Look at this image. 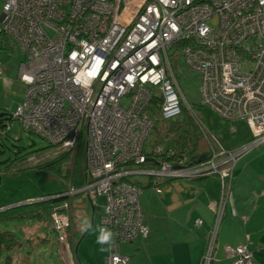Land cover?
Here are the masks:
<instances>
[{"label": "built area", "instance_id": "built-area-1", "mask_svg": "<svg viewBox=\"0 0 264 264\" xmlns=\"http://www.w3.org/2000/svg\"><path fill=\"white\" fill-rule=\"evenodd\" d=\"M2 2L0 31L15 39L23 55L18 75L25 92L14 119L49 142L54 153L46 158L69 154L70 167L83 142L85 181L74 189L69 184L64 193L71 189L93 203L105 197L99 226V242L107 250L103 264L126 263L128 256L119 253V244L148 234L141 189L125 181L126 176L218 174L222 192L215 202L216 227L236 158L264 142V0ZM178 55L201 75V106L224 119L247 121L252 135L247 143L230 150L209 134L210 153L196 162L180 158L176 149L153 146L145 151L156 118L181 112L184 97L173 70ZM245 62L251 67H244ZM123 98L129 100L127 107L120 105ZM8 128L0 127V136ZM238 148H244L242 153ZM165 155L171 159L164 160ZM36 156L31 157L34 165L46 159ZM148 156L154 165L141 166ZM66 208L68 202H60L50 211L61 241L70 226ZM214 239L215 230L203 264L213 259ZM224 252L232 264L253 262L246 244L225 245Z\"/></svg>", "mask_w": 264, "mask_h": 264}, {"label": "crops", "instance_id": "crops-1", "mask_svg": "<svg viewBox=\"0 0 264 264\" xmlns=\"http://www.w3.org/2000/svg\"><path fill=\"white\" fill-rule=\"evenodd\" d=\"M5 41L7 42V38ZM19 64L17 65L15 76L22 83L18 75ZM22 85L24 86L23 83ZM220 118H218V121L222 122L223 120ZM228 121H232V124L234 123L233 120ZM209 124L214 126V123ZM218 129L214 127L210 134H214L215 136H213L218 141H222L226 148L234 147L235 149L251 139V134L247 137V133L250 130H248L249 127H246L247 130L241 134L242 137H238L237 141L231 145L229 141L225 143V136ZM202 134L204 139L200 143V147L193 149L194 151L189 154L188 158L181 151L179 153L180 158L183 157L185 161H198L202 157H207L210 153L208 148L210 146L209 136L205 131ZM239 156L234 162L231 178L226 183L228 195L225 199L223 214L216 227L215 202L221 197L222 192V182L218 174H210L198 178L175 177L170 180H167L168 178L166 180H164L165 178H158V186L156 188H160V190L157 191L154 188L156 193L149 192L148 188L151 187H148L142 191L139 197L143 224L148 229L147 236L144 238L141 236L135 237L129 242H121L119 244L120 252L128 256V260L133 255V264H203V255L215 230L213 259L210 264H232L231 259L225 255L224 246H235L238 244H246L252 250L253 262L251 264H264V142L257 147L249 149L240 158ZM224 164L229 165L230 162ZM27 168H31V166ZM54 176L64 177L55 174ZM70 176L73 178L71 172ZM152 196L154 197L152 198ZM74 198L76 199L75 211L71 213V201L75 200ZM101 198L99 196L96 202L93 203L83 197L82 194H74L60 201L61 203L68 202V208L63 210L64 213L68 214L70 222L69 228L64 232L67 236L65 241L59 240V233L53 230L50 214L46 217H41V219L37 217L38 225L35 224L36 226L33 228L26 226L24 228L25 234L26 232L31 234L38 231L41 232L40 223L45 221L46 225L50 226L53 238L44 235L42 238L44 242H47V244L53 242L55 244L56 252L63 264H81L80 257L77 255L78 247L73 239L74 234L72 231L74 232L75 230L71 224L74 223V220H77V225L80 227V219L84 216L89 218V212L87 213L89 207L92 209V213H95L97 217L99 215L100 219L102 205L106 202V199L104 203L100 202ZM147 200L149 201L148 207L145 204ZM98 202L103 204L97 208ZM76 213L77 219L74 218ZM198 219L201 221L200 223H196ZM96 241L98 242L96 243L95 253L96 264H103L106 249L99 242V231ZM80 243L81 240L79 245ZM22 244L21 242L20 248ZM13 251L8 252V255L12 258V264L15 263V256L13 257L12 255ZM26 258H28V255H26ZM81 258L83 259L82 254ZM86 264H90V262ZM128 264H130V260Z\"/></svg>", "mask_w": 264, "mask_h": 264}, {"label": "rangeland", "instance_id": "rangeland-1", "mask_svg": "<svg viewBox=\"0 0 264 264\" xmlns=\"http://www.w3.org/2000/svg\"><path fill=\"white\" fill-rule=\"evenodd\" d=\"M1 10L2 1L0 0V15ZM216 24L217 17L216 15H213L211 25L215 26ZM6 38V47L3 48L0 45V112L6 110L12 112L17 102L22 100L25 92L24 86L15 76L17 65L23 59V55L19 50L15 39L11 36H6ZM176 59L177 60L173 63V70L182 96L184 97V100L181 99V112L167 119L160 117L156 118L154 128L150 131L144 143L145 151H151L153 146L160 147L164 150L176 149L177 151H182L188 158L189 154L194 151L193 149L200 147V143H202V140L204 139L202 131L196 123L195 115L200 121H202L205 126L204 130L208 135L214 127L219 128V132L225 136V143L228 141L231 145L235 143L237 138H241V134L247 130L246 127L248 128V126L246 123L239 119L238 121L233 120L234 123L232 124V121H228V119H221L211 108L201 106L200 73L189 69L184 64L181 55H178ZM128 104L129 100L127 98H123L120 102L122 107H127ZM188 105L192 111H190ZM198 118L197 121L199 122ZM218 118L223 121H218ZM209 123H214V126ZM249 134H251L250 131H248L247 137ZM212 141V138H210V143H212ZM220 143L222 144V141ZM48 145L50 144L46 139L34 132L25 130L19 119L12 120L7 134L5 136H0V209L5 208L1 211L9 209L8 206L16 207V210L19 211L21 210V206L28 204L26 201L29 199H40L41 197L48 196V194L67 189L69 187L70 172L73 176V178L71 177L72 180L70 182V187L72 189L79 187L83 180H85L83 142H79L75 150L72 171L68 164L69 160L66 161V159H64L65 165L62 171H64L65 175L67 174L66 178L51 175L48 171L43 169L33 168V158L31 157L34 155L32 154H30V156L28 155L15 159L18 150H20V156L31 150L38 152V156H36L37 159H39V156L44 158L50 157L54 152H52L51 146ZM243 149L244 148H238V151L241 152ZM248 151L249 150L243 153L241 152L242 154L239 158ZM70 152H72V150H69V153ZM61 155H63V153H61L60 156ZM159 158L160 156L157 157L158 160ZM67 159H69V154ZM30 166L32 168H27ZM64 174L61 173L60 175L63 176ZM146 177L148 178V176L143 175V181L146 180ZM158 178L160 177L152 176L151 188H148V190H150L149 192H155L153 185L158 182ZM225 178H229V176ZM227 182L228 181H226V183ZM74 194L75 193H71L70 189L63 198L55 199L53 203L63 201L68 198V196L71 197ZM100 197H102L100 202L104 203V196ZM153 197L154 196H152V198ZM75 201L76 199L71 201V213L75 211ZM100 202H98L97 208L103 204ZM145 204L148 207L149 201L147 200ZM38 205L41 206V212L45 213L46 210H44V207H47L46 203L32 202L30 207L36 208ZM88 212L89 218L84 216L80 219V227L77 225V220H74V223L71 225L75 231H72V233L74 234L73 239L75 245L78 247L77 255L80 257L81 264H86L87 262H90V264H96L95 253L96 243H98L96 239L101 217L99 219V215L97 217L95 213H92L90 207L87 209V213ZM36 218L37 217L35 216L19 219H10L8 217L0 218V232L3 230H11L23 243L19 250L13 251L12 255L13 257L15 256L14 264H63L56 252L55 244L53 242L47 244V242H44L42 239L44 235L53 238L50 226L46 225L45 221L40 223V226L42 227L41 232L38 231L33 234L26 232L25 234L24 228H26V226L30 228L36 226ZM74 218H78L77 213L74 215ZM137 237H140V235H137ZM80 240L81 243L79 245ZM81 254L83 259L81 258ZM7 255L8 252L1 250L0 264H4ZM26 255H28V258H26ZM129 260L130 264H133V255L131 258L129 257ZM129 260L125 264H128Z\"/></svg>", "mask_w": 264, "mask_h": 264}, {"label": "trees", "instance_id": "trees-1", "mask_svg": "<svg viewBox=\"0 0 264 264\" xmlns=\"http://www.w3.org/2000/svg\"><path fill=\"white\" fill-rule=\"evenodd\" d=\"M1 1H3V0H1ZM2 4H3V2H2ZM1 26H2V23L0 21V27ZM5 35L9 36L6 33L0 31V45L3 48H5L6 44H7V42L5 41V39H6ZM7 48H10V47H7ZM244 64H245V66L247 68L251 67V64H248V62H245ZM19 102H17V104L15 105V108L17 107ZM15 108H14V110H15ZM14 110L12 112L10 110H6V111L0 112V127L2 129L6 128L7 126L10 127L11 121L14 120V114H13ZM15 119H18V118H15ZM240 120H243L248 126V123H247L246 120H244V119H240ZM25 130H27L29 132L36 133L35 131H33L31 129H25ZM7 132H8V130L2 136H5L7 134ZM36 134H38V133H36ZM38 135L41 136L40 134H38ZM251 137H252V135H251ZM17 152H18V154L16 153L15 159H19L20 157H25V156H28V155L30 156V154L38 155V152L31 151V150L27 151L22 156H20L21 154H19L20 150H18ZM178 153H181V151H177L176 150V155H178ZM65 158H66L65 155L51 157V158H46V159L42 160L41 162L37 163L36 165H33L32 167L33 168H37V169L46 170L51 175H54V174L60 175L61 173L64 174V171H62V170H63V164L65 162L64 161ZM147 158H148V160L145 163L141 164V166H153L154 165L153 161L150 159V157L148 156ZM170 159L171 158L166 157V155L164 156V160H170ZM149 160H151V161H149ZM191 162H196V160L195 161H191ZM133 163L134 162L131 161V162H129V165H132ZM68 175H69V172H68ZM63 176L66 178L67 174L66 175L64 174ZM151 178L152 177L148 176V178L146 177V180L143 181V177L134 178V177H131V176H126L123 179L125 181H127V182L134 183L135 185H137L141 189V192H142L146 188L151 187V183H152L151 182ZM174 178L175 177L168 178L167 180L174 179ZM164 180H166V178ZM157 186H158L157 183H155V185H153V188H156ZM57 193H60V192H57ZM53 202H54V200H52V201H44V202L42 201V203H46V205H47V207L46 206L44 207V210H46L45 213L41 212L42 209H41L40 205H38V207H36V208H32V207H30L31 204L28 203L27 205L21 206V210H19V211L16 210V207H9V209L0 211V218H7L8 217L10 219H19V218H26V217L35 216V217H39L41 219V217H43V216H45V217L48 216L50 214L51 207L58 203V202L57 203H53ZM50 205H52V206L50 207ZM132 240H127V241L129 242V241H132ZM20 246H21V241L19 240V238H17V236L14 234V232H12L10 230H3L2 232H0V252H1V250H5L6 252H11V251H13V250H15L17 248H20ZM101 246L106 249V244L105 243H101ZM119 253H121L120 252V247H119ZM121 254H123V253H121ZM4 264H12V258H11L10 255H7L5 257Z\"/></svg>", "mask_w": 264, "mask_h": 264}, {"label": "clouds", "instance_id": "clouds-1", "mask_svg": "<svg viewBox=\"0 0 264 264\" xmlns=\"http://www.w3.org/2000/svg\"><path fill=\"white\" fill-rule=\"evenodd\" d=\"M224 147H225V146H224ZM225 148H226V147H225ZM228 149L232 150L233 148H228ZM70 178H71V176H70ZM70 178H69V181L71 182L72 179L70 180ZM65 190H66V189H65ZM65 190H63V191L60 192V193H55V194H53V195H48V196L52 197V196L55 195L56 199H60L61 197L65 196V193H64ZM46 197H47V196H46ZM46 197H45V198H46ZM42 199H44V198L41 197V198L39 199L38 202L42 201ZM58 203H60V202H58ZM30 204H32V203H30ZM8 207H10V206H8ZM2 209H5V208H1L0 211H1Z\"/></svg>", "mask_w": 264, "mask_h": 264}, {"label": "flooded vegetation", "instance_id": "flooded-vegetation-1", "mask_svg": "<svg viewBox=\"0 0 264 264\" xmlns=\"http://www.w3.org/2000/svg\"><path fill=\"white\" fill-rule=\"evenodd\" d=\"M60 156V155H59ZM66 161H68L69 159H67V157L65 158ZM69 164V163H68ZM55 196V195H54ZM56 198H53V197H50V196H47L46 198L42 199V201H52V200H55ZM40 201V202H42ZM52 205H50L51 207Z\"/></svg>", "mask_w": 264, "mask_h": 264}, {"label": "water", "instance_id": "water-1", "mask_svg": "<svg viewBox=\"0 0 264 264\" xmlns=\"http://www.w3.org/2000/svg\"><path fill=\"white\" fill-rule=\"evenodd\" d=\"M0 19H1V15H0ZM36 201H39V199H30V200H27L26 202L27 203H32V202H36Z\"/></svg>", "mask_w": 264, "mask_h": 264}]
</instances>
